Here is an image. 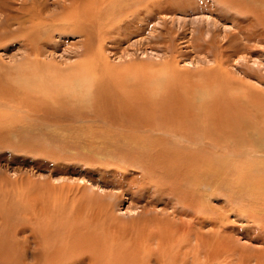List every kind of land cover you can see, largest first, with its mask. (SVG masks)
<instances>
[{"label":"rangeland","instance_id":"374dc122","mask_svg":"<svg viewBox=\"0 0 264 264\" xmlns=\"http://www.w3.org/2000/svg\"><path fill=\"white\" fill-rule=\"evenodd\" d=\"M8 1L10 24L2 41L8 50L0 49V79L8 92L17 95L22 90L23 96L64 102V107L59 105L56 112L66 126L81 113L93 116L96 112L123 115L126 112L129 117L124 115V123L115 121L117 126L113 128L104 117L100 124L103 127L97 123L100 128L93 126L85 131L77 129L76 121L68 128L50 126L42 113H32L29 120L19 124L15 121L13 128L0 129V264H94V260L101 264L97 258L103 254L98 255L95 249L101 240L95 237L99 231L105 234L102 240L112 245L111 252L102 260L106 264H127L121 263V250L134 241L149 244L146 249L138 247L135 251L136 257L145 260L143 264H173L175 260L174 264H264L263 146L234 145L228 141L227 138L241 133L240 128L231 132H217L215 128L179 132L193 140L199 139L201 147L179 138H167L168 143L161 146L168 149L178 164L172 167L163 164L158 168L161 171H153L147 166L153 167L155 160L144 158L136 163L135 144H124L123 133L114 132V128L124 133L141 130L132 124V116L138 118L145 111L136 99L139 95L145 97V104L154 98L169 100L183 85L189 88L206 85L215 75L217 46L206 44L199 36V29H207L202 27L203 21L217 20L226 27L230 24L212 12H202L199 6L188 7L186 11L176 6L179 1L195 7L204 3L210 8L214 1L174 0L173 6L163 0V3L158 0ZM88 1L90 4L85 7ZM3 10L0 9V14ZM84 23H89V27ZM80 24L90 32L89 39L81 32ZM135 24L143 25V29L132 27L137 30L133 32L131 26ZM214 30L210 27L204 31L205 37L217 38L211 33ZM259 60L260 57L253 55L249 64L256 67ZM248 81L259 87L254 88L256 91L264 93V84L254 78ZM244 84L251 87L247 81ZM158 88V95H154L157 92L154 89ZM164 92L166 96L162 95ZM183 93L184 99L191 98V92ZM133 108L138 114H134ZM140 149L139 152L143 151ZM195 156L201 163L195 166V162L191 169L188 162ZM85 163L92 171L102 172L105 184H116L117 178H122L120 175L125 176L123 195L117 197L120 188L91 186V181L80 179L83 171L71 173L73 167L78 170ZM96 205L104 207L110 216H103ZM174 209L185 210L186 214L175 215ZM86 211L92 214L88 220L83 219ZM208 216L215 220L213 229ZM113 218L118 219L117 229L112 228ZM195 218L205 221V235L199 247L190 241L192 238L187 233L189 222ZM164 225L171 228L170 233L178 229L180 232L163 239L166 243L163 248L168 250H158L161 237L154 232ZM91 230L92 234H87ZM149 237L152 241L147 240ZM213 246L219 255L211 259ZM197 248L202 250L199 252ZM131 256L134 257L133 252ZM146 257L151 260L147 261ZM112 258L116 260L113 262Z\"/></svg>","mask_w":264,"mask_h":264},{"label":"bare ground","instance_id":"6f19581e","mask_svg":"<svg viewBox=\"0 0 264 264\" xmlns=\"http://www.w3.org/2000/svg\"><path fill=\"white\" fill-rule=\"evenodd\" d=\"M119 1L120 0H118V2ZM163 1H165L168 4H171V6H173L174 0H163ZM208 1H210V2L214 1V3L210 4L211 5L210 8L207 6V4H204V3L203 4L197 3V6L195 7L194 4L180 3L179 1L176 2V6H178L180 8V10H183V11L184 10L186 11L188 9V7H191L190 9H195V8H198V6H199L201 8L202 12H204V11L212 12V13L218 15L220 20H222L224 22H228L230 24V26L226 27L225 25L220 26L222 24L217 23L218 22L217 20H212L213 22L211 21L210 23H209V21H203L201 25H202V27H203V25L206 26L207 29H205V27H203L204 29L203 28L199 29V36L204 40V42L206 44L208 43L209 46H212V45L217 46L218 50L215 51V53H214V56H215L214 61L217 64L216 65L217 70L215 73H213V75L214 74L215 75L211 76V79L207 82L206 85H199V86H196L195 88H192V87L189 88V87L183 85L181 87V89H178L181 91L175 90V91H177V95L174 93L173 98H171L169 100L164 99L163 97H160L158 99L154 98V100L151 102L150 99L146 98L151 103L145 104V102L143 101V99L145 97H141L139 95V97L136 99H138L139 103L142 104L141 108L145 109V111L147 108L146 106L150 105L149 106L150 108L149 109L147 108L148 109L147 112L143 111L145 113L143 114V112H142V114H140L142 116H138V118L135 117V115L132 116V117H134L133 122L130 120L129 121H130V123L132 122V124L134 123V124L138 125L139 128H141V130H138V129L135 130L134 129L135 131L124 133V132H120L121 130H117V128H114V132H118L120 134L123 133L122 137L124 138V144H127L128 142L135 144L134 146L137 149V150L135 149L136 152L134 153V155L136 157V163L143 161L144 158H147V160L149 159L148 161H150L152 159L155 160L152 162L153 167L149 166V165L147 166V168L152 169L153 171L158 169L160 167V165H163V164L168 165V166L178 164L172 159L173 156L171 153L168 152V149H163V147L161 146V145H164V143H166V142L168 143L169 140L167 138H170V137L179 138V139H181L187 143L194 145L195 147H197V146L199 148L201 147L200 146L201 141L199 139L193 140V139L189 138L188 136L179 135V132L184 133V132H189V131L195 130V129H204L203 131H205V129L210 130L212 128L217 129V132H218V130L225 131V132H226V130H228L231 132L236 128H240L241 133L234 136V137L227 138L228 141H230L231 143H234V145L235 144H238V145L243 144V145H249V146L254 145V146H256V148H257V146H263V148H264V135H262L259 132V130L264 132V93H263V91H260V90L256 91V89H254V88H259V87H256L254 84L250 83L249 82L250 80L248 81L249 78H254L257 81H259L260 83L264 84V0H208ZM8 2H9L8 0H0V9H4L3 11H1L3 13L0 14V49H3L5 51L8 50V45L6 43H2V41L4 40V38L7 34V28L10 24V17H11V15L6 11V6H7ZM90 2H91V0H90ZM90 2L88 1L86 6L84 4L83 5L85 7H88ZM158 2L163 3L162 0L161 1L158 0ZM82 3L80 2V5H82ZM73 4H75V3H73ZM76 4H77V2H76ZM156 6H159V5H156ZM150 7H148V9ZM86 9H88V12H89V8H86ZM78 10H80V9H78ZM81 11H82V9H81ZM131 13L134 14L133 12H131ZM86 24L89 27V23H84V25H86ZM84 25L80 24L79 27L81 28V32L85 33L84 36H86V38L89 39L91 34L89 31H87V29ZM182 25H184V24L182 23ZM132 27L136 28L137 30L143 29V25L135 24V25L131 26V29L133 32H135L137 30H134ZM210 27H213L215 29L211 33H213L214 36H217V38L209 40L205 37L204 31L206 32V30H208ZM62 30H64V29H62ZM127 30L130 31L129 28ZM222 30L224 31L223 35H222V33H223ZM221 31H222V33H221ZM219 36H222V38L218 40ZM205 43H202V44H205ZM82 44H84V42H82ZM87 47H89V45ZM85 50H86V48H85ZM202 52L203 51H201V53ZM253 55H257L258 57L261 58V60H259V63L254 61V62L258 63L256 67L255 66L251 67V65L249 64V61H251V58L253 57ZM89 64H90V62H89ZM168 65H170V64H168ZM234 66H236L237 69H235ZM90 73H92V71L89 72L88 74H90ZM246 77H248V79ZM19 81H20V79H19ZM245 81H247V83H249L251 85V87L246 86L244 84ZM25 83H27V82H25ZM29 85H31V84H29ZM0 86L2 87L0 89V129H1V131H3L2 127L3 128L12 127L13 128V126L15 125V121L19 124V122H21L24 119L29 120L30 117H32V113H35V114H39V113L41 114L42 113L45 117L48 118L47 121L48 122L50 121V124H49L50 126H57V127H63L64 126V127L68 128V127H72V125L74 124V121H76L77 129L78 130L82 129L85 131L90 130L91 127H93V126L97 127L98 126L97 123L100 125L102 123L104 117H107L109 119L110 128L117 126L115 124V121H117V120H119V122L121 121L122 123L125 122V116L124 115H126L125 114L126 112L124 113V115L123 114H116V113H107V114L105 113L104 114L101 112H99V113L96 112L95 114L92 113L93 116L87 115L85 113H81L78 116H76V113H74V115L77 118L75 120H71L72 121L71 124H69V126H66V123H64L65 121L64 120L61 121L59 119L61 117V115L59 116L58 111L56 112V110L59 109V105H63V107H64V105H65L64 102H62V101L60 102V101L54 100V99L53 100L50 99V101H49V100H47L48 98H46V100L45 99H39L38 96H35L36 98H34V97L31 98L29 96H23L22 90H21V93H18L17 95H15L13 92H11V90H10V92H8L7 87L3 86L1 79H0ZM187 88H189V90H187ZM128 90H130V89H128ZM154 90H157L156 93L154 92L155 93L154 95H156L160 91L159 88L154 89ZM130 91H132V90H130ZM150 91H151L150 93H152V89ZM182 91L187 92V93L191 92V95H190L191 98L188 100L184 99V93ZM125 92L126 91L123 90V94ZM260 92H262V93H260ZM108 93L110 94V91ZM133 93H135V92H133ZM165 93L166 92L162 93V95L164 96ZM111 94L113 95V93H111ZM128 95H129V93H128ZM109 96H111V95H109ZM130 96H131V94H130ZM130 96H128V97L130 98ZM114 97H115V95H114ZM123 97H125V96L123 95ZM185 98H188V97H185ZM104 105H106V104H104ZM129 107L126 106V109L127 108L129 109ZM120 108H122V107H120ZM54 109H55V111L53 112ZM108 110H107V112H109ZM122 110H125V108H122ZM132 110L134 111V114H135L136 109L134 110V108H133ZM137 110H138V108H137ZM62 114L64 116H66L67 113H62ZM126 116H127V118L129 117V115H126ZM128 125H129V123H128ZM100 127H103V126L100 125ZM119 128H122V127H119ZM24 130H25V128H24ZM91 132H92V130H91ZM106 132H109V131H106ZM257 132L260 134L256 135ZM108 134H111V133H108ZM107 138H110V137H107ZM113 141H115V140H113ZM138 147H140L142 149H140ZM148 147H150V148L147 149ZM139 149L143 150V151L139 152L138 151ZM194 151H195V149H194ZM194 153H196V152H194ZM193 160H192V162H188V165L190 166L191 169H193L192 167H194L195 162H197L195 166H199V163H201V162H199L200 159H198V156H195ZM124 161L125 160H123V162ZM166 161H168L169 163H166ZM180 166H181V164H180ZM185 166H186L185 164L182 165L183 169L185 168ZM212 166H213V164H212ZM208 167L210 168V166H208ZM147 168H146V170H147ZM74 170H76V171H74ZM158 170L161 171V169H158ZM210 170H211V168H210ZM77 171L80 173H82V171H83L84 175L82 173L81 174L82 178H80V179H84V181H85V179H87V181H91L90 182L91 186H98V188H99L101 185H104L105 186V187L103 186L104 189L109 188L112 190L113 189L119 190V188H120L121 192H119V193L117 192L118 193L117 197L122 196L124 193L123 192L124 191L123 186H125V183L122 181L123 180L122 178H124L125 176H123V175H120V177L122 176V178H117L118 184L116 183L117 184L116 185L113 183L112 184H105L104 181H102V180H104V178H103L104 175L102 174V172L96 171V170L92 171V168H89L86 163L82 164L78 170L76 167H73L71 173H75ZM201 171H202V169H201ZM151 172L149 171L148 174H151ZM158 173H160V172H158ZM105 175H106V173H105ZM167 177H169V176H167ZM163 178H165V177H163ZM109 180H110V177H109ZM199 180H201V179H199ZM161 182H162V180H161ZM101 183H103V184H101ZM85 185H86L85 187H87V182ZM183 200L188 205V202L186 201L184 195H183ZM204 203H206V202H204ZM175 207L176 206H174V208ZM97 208H98V206H97ZM185 208L187 209L188 207H185ZM98 209H100L98 212H101V214L103 216H110L109 211H107L104 207L100 206V208H98ZM166 209H168V208L167 207L163 208L164 211ZM183 211H185V210H182V212H181L178 209H174V212H172V213H175V215H176V213L185 215L186 212H183ZM77 213H79V212H77ZM91 215L92 214L89 211H86V214L84 215L83 219L88 220L89 216H91ZM192 216H195V214H192ZM192 216H191V218H192ZM173 217H175V216H173ZM180 218H178V219L181 221L183 218H182V216ZM208 218L210 220L209 225L212 226V229H213L215 227V224H214L215 220L213 217L210 218L208 216ZM113 219H114L115 223L112 224V228L113 227H115L116 229L119 228V224L116 223V221L118 219L117 220H116V218H113ZM201 221H202V219H201ZM201 221H199V219H196V218L191 219V222H189V223H191V225H190L191 227L187 228V233L189 232L188 235L191 236L192 240H190V238L189 239L187 238V239L192 241V242L195 241L196 245H198V247H199V244L202 243V239L204 238V235H205L203 232V227H204L203 222H205V221H202V225L200 223ZM158 228H160V227H158ZM49 230H50V228H49ZM68 232L69 231H66V234ZM150 232H151V230H150ZM157 232H159V233H157ZM170 232H171V228L170 227L168 228L165 225L161 227L160 231L156 230V232H154L156 235L157 234L159 235V236L157 235L158 238L159 237L162 238V239L160 238V245L161 246L159 244H157V245H159V248H160L158 250H162L161 248H163V246H165L166 243L163 240L164 238H166L169 234L176 233V232L179 233L180 230L178 229V230H176V232H172V233H170ZM140 233H141V230H140ZM152 233H150V234H152ZM87 234L91 235L92 230H91V233H87ZM142 234H144V232ZM146 234H145V236H146ZM173 235H175V234H173ZM104 236H105V234L101 231L96 233V235H95V237H97L96 239L101 238V240H100L99 245L95 249L97 250L98 255L103 254V257L106 258L108 252H111L110 250H112V245H108L110 243H106L102 240L104 238ZM151 236H154V235H151ZM171 237H175V236L171 235ZM181 237H178V238H181ZM185 237H187V236L185 235ZM185 237H182V238H185ZM147 240L152 241V237L147 238ZM147 240H146V242H147ZM183 240H185V239H183ZM211 240H213V239H211ZM185 241H182V242H185ZM206 241H208V240L206 239ZM206 243H208V242H206ZM143 244H145V245H143ZM147 244L148 243H144V242L140 243V242L134 241L133 243H131V245L122 248V250H121L122 255L120 257L121 263L143 264L144 259L142 260L140 256L136 257L135 251L139 249L138 247H141L143 250L146 249ZM209 244L211 245L212 243H209ZM196 245H194V246H196ZM212 245H214V243ZM131 246H132V249H131ZM98 247H100V248H98ZM207 248H209V247L207 246L206 249ZM152 250H150V252ZM164 250H168V248H166ZM182 250H184V249H182ZM196 250L200 252L202 249L198 250V248H197ZM211 250H213V252H211ZM154 251H155V249H154ZM132 252L134 253V257L131 256ZM217 252L218 251L215 250L214 246L212 247V249H210V253H209V250H207V253L211 254V259H213V257L215 258L217 255H219V254H217ZM192 253H194V252H192ZM209 254H206V256ZM181 255H182V253H181ZM182 256L184 257V254ZM103 257L101 256V257L97 258V263L100 262L101 264H106V263H102V260L104 259ZM149 257H151V255ZM116 258H118V257H116ZM116 258L115 259L112 258L113 262L116 260ZM153 258H152V260H153ZM192 258H195V257L193 256ZM166 259H168V257ZM146 260L148 261L151 259L147 258ZM153 261L156 262L155 260H153ZM175 261L173 262V264L175 263ZM117 262H118V260H117ZM149 262H151V261H149ZM167 262H168V260H167ZM87 264H93V263L89 262ZM94 264H96L95 260H94ZM165 264H166V262H165Z\"/></svg>","mask_w":264,"mask_h":264}]
</instances>
